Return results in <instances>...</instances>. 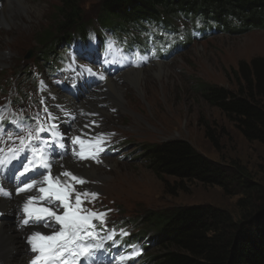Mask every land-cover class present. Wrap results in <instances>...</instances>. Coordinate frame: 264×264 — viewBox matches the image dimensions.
I'll use <instances>...</instances> for the list:
<instances>
[{
  "label": "rangeland",
  "instance_id": "obj_1",
  "mask_svg": "<svg viewBox=\"0 0 264 264\" xmlns=\"http://www.w3.org/2000/svg\"><path fill=\"white\" fill-rule=\"evenodd\" d=\"M23 1L26 7L16 3L8 23L0 27V122L3 124L0 128V160L7 161L0 165V184L3 183V190L10 188L11 191L10 197L5 200L12 201L23 194L13 186L18 180L17 175L23 171L18 163L23 153L13 158L11 150L19 146V137L26 136L32 130L38 137L36 147H43L50 154V171H54L58 162L70 158L101 168L100 176L92 181L95 187L86 177L82 178L85 183H76L80 189L76 192L98 193L96 196L81 197L82 208L87 210L84 214L94 212L97 216L90 221L93 233L91 256L77 258L76 264H150L148 257L159 252L152 243L148 251L145 248L151 240L145 237L149 226L144 222L151 212L213 206L228 210L236 220L239 219L241 212L237 204L242 195L226 194L218 186L181 183L169 177L161 179L144 157L143 148L184 140L212 161L229 170L242 169L253 182H260L264 178V146L248 141L235 124L197 90L201 84L207 83L210 87L237 94L240 86L246 84L245 76L253 82L257 81V72H264V30L245 34H230L227 30L212 33L206 41L193 43L185 51L174 52L162 60L141 58L136 60V64L120 55L112 45L108 46L107 55L101 54L100 45L87 51L73 50L69 57L63 49L53 59L66 65L67 72L57 73L51 64L46 65L45 69L42 67L44 62L38 65V59H43L47 53L40 49L38 42L55 29L61 0ZM4 5L5 0H0V12ZM34 7L38 8V12ZM81 11L84 22H89L93 28L100 12L99 0H81ZM103 40L107 43L111 39ZM154 53L164 57L169 52L157 49ZM156 64H165L171 71L158 79L149 76L144 83L143 89L147 93L156 94L153 102H145L139 96L142 93L133 87L125 89L128 99L140 98L142 108L133 107L131 111L123 112L109 109V104L101 103L108 99L107 96L90 97L100 93L109 78ZM54 88L63 95L72 96L77 102L89 98L88 102L92 104H87L89 110L85 116L88 118H97V108L107 109L112 118L107 114L104 117L109 119L111 125L103 126L113 128L110 129L113 132L102 133L94 139L95 129L91 136L88 135L89 138L79 139L84 141L83 145L73 143L72 131L80 115L73 111V105L55 102L50 93ZM42 108L40 125L35 123L33 117ZM14 115L22 116L17 117L16 122L29 124L15 126L10 122ZM48 115L53 124L49 133ZM57 117L63 119V124ZM40 128L44 131L37 132ZM207 131L213 134L214 140L207 136ZM51 136L56 139L48 138ZM7 151L10 154L1 159L3 152ZM82 151L89 158L81 159L79 153ZM9 165L15 168L13 172ZM43 171L40 169V172ZM35 172V169L30 170L23 179H32ZM5 177L12 186L7 187ZM74 196L75 193L73 200ZM46 207L52 208L58 215L64 212L60 202L54 198ZM15 210L8 220L16 219L20 229L35 227L52 235L61 227L54 218H49V227H45L44 223L24 224V207L19 210L16 207ZM138 232L140 235H135ZM29 240L27 244L33 260L38 253L32 251Z\"/></svg>",
  "mask_w": 264,
  "mask_h": 264
},
{
  "label": "trees",
  "instance_id": "obj_2",
  "mask_svg": "<svg viewBox=\"0 0 264 264\" xmlns=\"http://www.w3.org/2000/svg\"><path fill=\"white\" fill-rule=\"evenodd\" d=\"M99 2L100 12L92 28L84 22L81 0H61L55 29L38 42L40 49L47 52L43 59H38V65L44 62V69L53 65V58L61 50L67 46L82 48L91 36L97 41L116 36L126 43L128 50L135 51L138 46L155 47L163 38L162 31L180 34L170 54L204 42L212 33L264 30V0ZM167 57L166 54L162 59ZM256 80L245 76L246 84L240 86L237 94L207 83L201 84L197 93L219 108L248 141L264 146L263 71L257 72ZM207 136L214 140L210 131ZM143 152L161 179L218 186L226 194L243 196L237 204L241 212L237 220L228 210L213 206L149 213L144 223L149 226L145 237L151 242L145 248L148 251L152 243L161 254L149 256L148 263L264 264V178L253 182L242 169L229 170L184 140L147 146Z\"/></svg>",
  "mask_w": 264,
  "mask_h": 264
},
{
  "label": "bare ground",
  "instance_id": "obj_3",
  "mask_svg": "<svg viewBox=\"0 0 264 264\" xmlns=\"http://www.w3.org/2000/svg\"><path fill=\"white\" fill-rule=\"evenodd\" d=\"M16 3H18V6L25 5L23 0H15V2L13 0H5V7L0 12V27L8 23L9 19L15 11ZM34 10L35 12H38V8H35ZM170 71L171 68L165 64H156L155 66H152L150 68L138 71L129 70L119 76L109 78L105 84V88L103 90L99 88L101 92L98 94H94L90 97L93 98L107 96L108 102L107 100H105L101 103L107 105L109 104V109H118L123 112L131 111L130 108L133 109V107L142 108L140 104V98L143 99L145 102H153V100L156 98V94L154 92L150 94V92L147 93V91L143 89L144 83L147 82L149 76H153L158 79L161 78L162 75L169 74ZM127 87H133L138 92H141L142 94L139 95L140 98H138L137 96L132 99H128L125 93V89ZM50 93L52 94V97L55 98L56 103H58L59 105L69 103L73 105V111H77L79 113L80 117L77 121L78 123L76 122L72 131L74 139H81L86 137L89 138V136H91V132L95 129H97V132L94 136H92L94 139L97 135L101 136L102 133L111 134L113 132L112 130H110L113 128L108 129L103 126V124H106V126L111 125L109 119L104 117V115L107 114V117L112 118V115L110 113L108 114L107 109L100 110L99 108H97L95 110L99 114L97 118H88L87 116H85V113L89 110L87 104H92L90 101L88 102L89 98H85L83 102H77L72 96L63 95L60 90L55 88L52 89ZM56 119H58L63 124V119H61V117H57ZM99 123L102 125L98 126L97 124ZM63 127L65 126L63 125ZM108 165L112 166L111 164ZM100 170L101 168L94 166L92 163L79 162L75 159L71 160L70 158L58 162L57 167L54 168V171L51 175L53 176L55 182V178L57 176H60L61 173L65 171H70L78 177H86L88 181L92 183L94 179H97L100 176ZM60 179L64 181H69L68 177L62 178V176H60ZM70 183L71 186L75 189V191L80 190L78 185L74 181H70ZM6 185L7 187H10L13 184H11L9 179L6 178ZM46 185L47 183H44V186ZM18 186L22 187V184L20 183ZM91 186L95 187L96 185L92 183ZM25 198L26 197L13 198L12 201L0 198V218L3 219H0V264H28V261L30 259L32 260V257L30 256V250L27 244V240L30 239L33 233L35 232H41L43 235H50V232L46 234L43 233V231L39 228L35 227L29 229H20L18 223L16 222V219H14L13 221L8 220V216H11L13 213H15L16 207L17 210H19V208L21 207H24V204L26 202Z\"/></svg>",
  "mask_w": 264,
  "mask_h": 264
},
{
  "label": "snow or ice",
  "instance_id": "obj_4",
  "mask_svg": "<svg viewBox=\"0 0 264 264\" xmlns=\"http://www.w3.org/2000/svg\"><path fill=\"white\" fill-rule=\"evenodd\" d=\"M88 71H91V69H88ZM36 131L43 132L44 129L40 128ZM37 139L35 132L29 130L26 136L19 137V146L11 150L13 158L23 153L18 160L19 167L23 168L20 173L21 177H24L25 173L30 170L35 169L39 175L43 176V181L40 183H47L48 185L47 187L41 186L39 188L40 193H43V195L28 197L24 204L26 218L23 222L28 224L31 220L33 223H40L44 217H48L54 218L61 227L52 235H43L41 232L33 233L29 242L32 245V251L38 253V255L31 261V264H76L77 258H88L91 256L93 245L90 241L93 238V233L90 230V221L97 216L94 212L84 214L87 210L82 208L83 201L81 197L87 195L96 196L98 193L76 192L70 181H74L77 184H83L85 181L70 171L60 174V176L68 177L69 181L61 180L60 176H57L55 182L49 175L40 172L39 169L41 168L50 171V154L43 147H36ZM73 143L83 145L84 141L74 139ZM29 154H31V159H29ZM79 156L81 159L89 158L83 151L79 153ZM6 162L0 160V165ZM37 183L36 179L25 178L21 180L22 187H19L18 191L30 192ZM53 198L55 201L60 202L64 209L62 215H58L50 207L38 205V201L50 203ZM44 226L49 227L50 225L45 222Z\"/></svg>",
  "mask_w": 264,
  "mask_h": 264
}]
</instances>
